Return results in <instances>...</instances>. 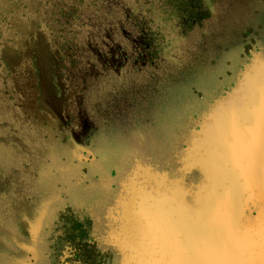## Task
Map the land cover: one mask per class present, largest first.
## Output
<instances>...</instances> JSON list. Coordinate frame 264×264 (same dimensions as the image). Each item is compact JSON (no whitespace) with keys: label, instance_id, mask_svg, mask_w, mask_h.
Here are the masks:
<instances>
[{"label":"flooded vegetation","instance_id":"flooded-vegetation-1","mask_svg":"<svg viewBox=\"0 0 264 264\" xmlns=\"http://www.w3.org/2000/svg\"><path fill=\"white\" fill-rule=\"evenodd\" d=\"M0 6V264H57L66 229L79 236L78 247L62 264H104L117 256L80 237L87 216L71 214L62 226L58 218L48 221L53 210L66 211L54 200L88 174L97 150L142 146L149 131L174 127L170 95L180 71L160 79L158 49L118 0H0ZM263 28L264 16L242 31L261 40ZM144 160L134 155L130 165ZM48 226L53 231L42 238Z\"/></svg>","mask_w":264,"mask_h":264},{"label":"water","instance_id":"water-1","mask_svg":"<svg viewBox=\"0 0 264 264\" xmlns=\"http://www.w3.org/2000/svg\"><path fill=\"white\" fill-rule=\"evenodd\" d=\"M108 206L96 243L117 264H264V50H248L173 160L130 166Z\"/></svg>","mask_w":264,"mask_h":264},{"label":"rangeland","instance_id":"rangeland-1","mask_svg":"<svg viewBox=\"0 0 264 264\" xmlns=\"http://www.w3.org/2000/svg\"><path fill=\"white\" fill-rule=\"evenodd\" d=\"M118 4L126 6L131 17L144 25L150 46L158 49L156 71L160 79L166 81L168 72L177 73L176 69H179L178 89L169 94L170 100H175L177 120L168 131H149L142 146L131 142L125 147L119 144L97 150L95 162L86 166L88 174L70 186L71 190L62 198L54 200V206L66 205V211L59 214L53 210L48 221L58 218V225L62 226L71 214L85 215L89 226L80 237L95 242L105 228V217L110 210L108 204L118 180L132 166L134 155L160 164L173 160L196 114L214 94L230 83L237 67L245 60L246 51L254 45L264 50V28L261 40L250 38L242 31L261 21L264 0H118ZM116 13L122 14L120 7ZM189 14L198 16L186 21ZM111 170H114L112 174ZM44 208L39 215L44 213ZM49 228L42 230V238L50 237L53 227ZM64 231L61 247L56 251L57 264H62L78 247L79 236L69 229ZM15 249L14 245L6 248L7 251ZM108 250L116 255L110 248ZM32 253L37 258L39 252ZM106 254L108 252L102 256ZM116 259L112 257L104 264H117Z\"/></svg>","mask_w":264,"mask_h":264},{"label":"bare ground","instance_id":"bare-ground-1","mask_svg":"<svg viewBox=\"0 0 264 264\" xmlns=\"http://www.w3.org/2000/svg\"><path fill=\"white\" fill-rule=\"evenodd\" d=\"M51 67V66H50ZM44 72V71H43ZM55 74V73H54ZM50 76V75H49ZM84 145H86V144H84ZM79 149V148H78ZM81 152V151H80ZM102 182V181H101ZM106 184H107V181H106ZM106 184H104V185H106ZM101 191V190H100ZM103 191V190H102ZM38 194H40V193H38ZM102 194H103V192H102ZM41 198V197H40ZM57 203V202H56ZM87 204V203H86ZM22 206V205H21ZM20 206V207H21ZM26 206V205H25ZM31 208V207H30ZM33 211V210H32ZM40 213H42V210L40 211ZM40 219V215L38 216V219H35L36 221H38ZM25 223V222H24ZM61 247V246H60ZM4 248L6 249L7 248V246H4ZM67 252V251H66ZM64 255H66V254H64ZM61 262V261H60Z\"/></svg>","mask_w":264,"mask_h":264}]
</instances>
